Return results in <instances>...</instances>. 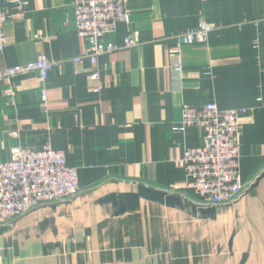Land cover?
Segmentation results:
<instances>
[{
  "label": "crops",
  "instance_id": "crops-1",
  "mask_svg": "<svg viewBox=\"0 0 264 264\" xmlns=\"http://www.w3.org/2000/svg\"><path fill=\"white\" fill-rule=\"evenodd\" d=\"M26 2L23 17L3 25L0 69L40 54L53 65L45 81L37 72L0 81V162L14 147L48 144L76 168L79 192L0 226V264H264V0H125L129 21L105 40L122 45L135 31L140 42L95 63L73 61L87 43L72 0ZM201 20L217 27L206 44L180 43L176 34ZM176 46L178 73L168 66ZM208 102L246 109L247 189L200 207L179 160L202 131L173 126L182 103Z\"/></svg>",
  "mask_w": 264,
  "mask_h": 264
},
{
  "label": "built area",
  "instance_id": "built-area-1",
  "mask_svg": "<svg viewBox=\"0 0 264 264\" xmlns=\"http://www.w3.org/2000/svg\"><path fill=\"white\" fill-rule=\"evenodd\" d=\"M7 3L8 7L0 6V53L6 45L4 23L10 18H22L27 2L7 0ZM72 6L77 35L87 43L73 61L88 59L95 63L104 53L139 44L135 31L126 35L122 45L105 40L106 35L116 31L119 23L129 21L125 0H72ZM216 28L201 20L195 28L176 34V38L182 44L204 45ZM168 54L169 68L180 72L179 46L170 48ZM52 65L46 55L40 54L32 61L1 68L0 81L29 72H37L45 81ZM97 77L96 71L90 75V79ZM41 99L46 100L44 87ZM245 112V108L220 109L215 102L181 104L180 120L173 130L183 132L195 127L202 131L200 144L187 148L179 160L185 172V184L196 194L194 203L197 206L231 204L245 193L247 185L241 180L239 166V118ZM78 192L77 170L67 165L64 151L48 144L39 149L14 147L10 159L0 162V226L37 206L65 200Z\"/></svg>",
  "mask_w": 264,
  "mask_h": 264
},
{
  "label": "water",
  "instance_id": "water-1",
  "mask_svg": "<svg viewBox=\"0 0 264 264\" xmlns=\"http://www.w3.org/2000/svg\"><path fill=\"white\" fill-rule=\"evenodd\" d=\"M257 193L259 198L264 204V176L258 182Z\"/></svg>",
  "mask_w": 264,
  "mask_h": 264
}]
</instances>
